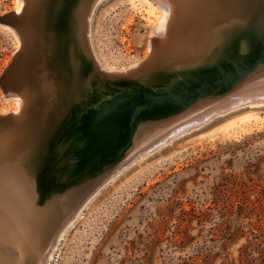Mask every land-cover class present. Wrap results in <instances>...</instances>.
<instances>
[{
	"label": "rangeland",
	"instance_id": "374dc122",
	"mask_svg": "<svg viewBox=\"0 0 264 264\" xmlns=\"http://www.w3.org/2000/svg\"><path fill=\"white\" fill-rule=\"evenodd\" d=\"M88 2L85 0L80 8L66 15L67 20L62 19L61 26L59 22L54 25V21H50L53 0L33 2L29 13L34 21L31 36L23 52L18 54L5 80L4 90L2 79L14 61L17 40L1 22L4 15L13 10L14 0H0V110L10 109L13 103L3 99L6 93L13 95L21 88L30 94L26 108L17 119H11L9 113H0V137L13 131L14 155L24 150L20 149L22 139L19 135L25 132L20 133L16 126L23 120V124L28 123L25 120L31 110L35 111L39 106L48 108L49 113L55 112L59 117L55 121L58 124L65 108L74 102L75 92L79 95L86 94L91 87L95 90L101 78L106 81V92H110V87L115 84L140 82L138 77L153 87L161 86L172 77L168 73L172 72L169 70L173 65L179 67L177 70L187 68L185 63L196 60L201 49H206L207 53L212 49L218 39L216 27L210 25L213 21L217 22L228 12L247 10L243 0H191L184 16V20H188L179 25L177 37L167 36L170 41L179 39L170 42L164 37L163 26H154L158 16L148 17L142 4L132 7L130 0H99L90 17L89 32H86ZM194 8L204 9L205 14ZM188 12L194 17L189 18ZM198 15L202 18L197 21ZM59 27H65L68 35L64 46L66 56L60 61L53 51L56 47L54 34ZM153 41L158 42L155 43L156 57L153 55L152 67L151 60L148 65L142 64L143 67L140 63ZM88 42L99 64L97 67L90 60ZM172 44H179L180 48ZM169 46L174 48L170 51ZM39 52H42L40 57ZM82 55L87 59L86 71L83 64H79ZM198 60L201 58L197 57ZM104 69L113 73L119 71V74H110ZM131 69L135 70L130 72ZM8 81L10 86L6 85ZM19 81L22 85L14 86ZM202 104L199 100L188 109H197ZM247 110L257 111L264 117V105L243 107L216 117L130 163L102 186L97 181L96 193L92 192L83 204L85 207L81 206L80 214L59 241L49 264H264V123L249 129H223L224 123L232 119L230 117ZM184 112L142 120L128 148L113 157L110 161L114 163L106 165V170L118 164L139 143H148L159 136L174 117L178 118ZM50 125L49 122L45 126ZM28 127H31L30 123ZM18 176L27 185L32 204L37 203L34 186L37 179L31 177L29 181L22 174ZM66 201L62 200L60 204ZM46 208L40 210L44 217ZM46 217L45 221L42 218L43 226L48 223L47 219H53L48 225L56 224L54 212ZM59 226L57 224L55 229L47 227V244Z\"/></svg>",
	"mask_w": 264,
	"mask_h": 264
},
{
	"label": "bare ground",
	"instance_id": "6f19581e",
	"mask_svg": "<svg viewBox=\"0 0 264 264\" xmlns=\"http://www.w3.org/2000/svg\"><path fill=\"white\" fill-rule=\"evenodd\" d=\"M34 1L36 2V0H14L13 10L10 13L4 15V17L1 19V22H4V25H6L7 28L9 30H11L12 33L16 37L17 46H16V51L14 52V55L20 54L21 52H23V50L25 49V46H26V42L29 41V39H30L31 31H32V28L34 26V21H33V18L30 16L29 13H30L31 9L33 8V2ZM90 1L91 0H89L88 5H89ZM98 1L99 0H95L90 11H88L89 7L87 5L86 20H85V21H87L86 27H85L86 32H89L88 28H89V22L91 19L90 17H91L93 8L98 3ZM51 2L48 3L49 6H50ZM54 2L55 1L53 0V3ZM62 2L64 3V1H62ZM198 2H199V0H198ZM53 3H52V5H53ZM130 3L132 4V7L133 6L137 7L139 4H142L144 6V9L146 10V13L148 14V17L152 18L153 16H155V17L158 16L154 26H156L157 28L163 26L162 28H164L163 29V34L165 35L164 37H167V36L170 37L171 35L176 36V34H178L177 31H179V30H177V29H179V25L182 22L184 23V22H186V20H188L186 18L184 20V16L186 17L187 10L189 9L188 5L191 3V0H130ZM193 3H196V2H193ZM242 3L244 6H246V0H243ZM198 7H200V6H198ZM205 8L207 9V7H205ZM194 9L197 10L196 8H194ZM191 11H192V9H191ZM197 11H201V9L197 10ZM203 11H204V9H203ZM203 11H201V12L203 13ZM201 12H200V14H201ZM192 14H194V13H192ZM203 14H205V13H203ZM188 15H189V12H188ZM195 16H196V14H195ZM191 17L192 16H190L189 18H191ZM200 17L201 16L198 15V18L196 19V17H195V19L198 21V19ZM62 18L64 19L63 15H62ZM206 18L208 19V16ZM65 19L67 20L66 17H65ZM203 19H205V18H203ZM203 19H200V20H203ZM150 20L154 21L153 19H150ZM248 20H249V8H247V10L228 12V14L227 13L222 14L221 18L217 22L213 21L210 25H212L213 27L214 26L216 27V32H218V39L216 40L212 49H210L208 51V53H207L206 49H201L199 54H197L195 56L196 60L195 59L190 60L189 63H185L188 66L187 68H192V67H195L197 65H200V64L204 63L206 61V59H208L209 57L215 56L222 49L223 45L230 38L232 33L238 29L237 27H239L240 24H243L245 21H248ZM203 22L204 21H202V23ZM212 26L210 28H212ZM182 27H184V26H182ZM182 27H181V29H182ZM205 27H206V24H205ZM187 28L189 29V27H187ZM207 29H209V28H207ZM81 31H83V30H81ZM191 32H192V30H191ZM196 32H195V34H196ZM181 35H182V33H181ZM81 37H83V36H81ZM168 37H167V40L170 41V39H168ZM178 37H179V35H178ZM182 37H183V35H182ZM191 37H193V36H191ZM171 38H173V37H171ZM176 39L178 40L179 38H175L174 41H170V42H177ZM180 39H181V37H180ZM164 40H165V38H164ZM74 41H75V39H74ZM155 43H158V42L153 41L148 45L147 56L140 63L141 65L142 64L144 66L146 64L148 65V62L151 60V67H152L153 55L156 57V54H154L156 51V48H157ZM243 44H245V43H243ZM176 45L177 44H175L173 46H176ZM160 46H161V48H164V47H162V45H160ZM177 46L179 47V44ZM241 46L244 47L245 45H241ZM80 47H82V46H80ZM171 48H174V47L171 46ZM171 48L169 46V50ZM85 51H86V49H85ZM79 52L81 53V51H79ZM82 52H83V50H82ZM72 53L75 54L76 52L74 53V51H73ZM173 53H175V52H173ZM197 57L201 58V60L197 61ZM90 59H91V57H90ZM89 62H90V60H89ZM79 64H83V63L79 62ZM140 64H139V67L142 68L140 66ZM185 64H183V65H185ZM136 65L137 64H135V66ZM135 66H134V68H135ZM88 67H89V65H88ZM177 68H179L177 65H173V67L170 68L169 71H172V72L176 71ZM91 69H92V66H91ZM180 69H182V68H180ZM89 72H90V70H89ZM201 72H203V73H199V78H201V83L199 85H197L195 87V89L206 83V81H207L206 75H207V77H208V75L210 76V72L208 69H203ZM82 73L83 72L81 71V74ZM203 75H205V76H203ZM76 76H78V75H76ZM82 77H85V76H82ZM82 77H81V79H82ZM99 77H96V78H99ZM125 77H126V75H125ZM10 78H11V76H10ZM104 78L105 77H103V79ZM109 78H108V80H109ZM122 78H123V76H122ZM138 78L139 79L141 78V81H142V77H138ZM81 79H80V81H81ZM85 79H87V77ZM101 79L99 82H98L99 79L97 80L98 85L96 86L95 90H94V87H91L92 90H90V91L87 90L88 92H86V94L81 92L83 94V96H82V94L78 95L77 91L75 92V94H74L75 97L74 98L72 97L74 99L73 100L74 102L71 105L67 106L65 108L64 112L60 115V121H58L59 125L57 123H55L56 117H57L55 112L50 111V113H49L48 108L39 106V107H36L37 110H35L33 112L31 110L28 113L26 120H25L28 123L23 124V122H24V120H23L22 122H20L16 126L17 130L20 133L25 132L22 135H19L20 136L19 139H22V141L20 142V146H21L20 149H22V148L24 149L21 154H19L20 150L17 151L18 154L14 155L12 153L13 152V140L12 139H13V137H15L12 135L13 131H11L10 135H9V133H5L2 137H0V264H49L50 259H51L53 253L55 252V250L59 244V241L63 237L64 233L68 230L69 226L74 222V219L77 217V215L80 214L79 210H80L81 206L85 203L86 200H88L90 195L92 196L94 193H96L94 191L96 189L95 187H96L97 181H100L99 184L102 186L106 181H108V179H110L109 177H111L115 173L121 171V169H123L124 167H126L130 163L134 162L135 160L142 158V157L146 156L147 154H149L151 151L158 149L162 145H165L169 141L173 140L174 137L181 136V135L189 132L193 128H198L201 125H204V124L210 122L211 120H213L216 117L224 116L230 112H233V111L235 112L238 109H240L238 107H231V108L226 109L225 111L219 110V107H221V105H223L225 102H227L233 96L232 93L235 92L236 90H232L230 92H227V93H224L221 95L216 94V95H210L209 97L206 96L205 98L200 99V101H203V104H202V106H200L197 109L193 108L197 103L192 107L193 109H191V108L188 109L189 108V104H188V106L184 109L185 112L182 115L179 114V116H177L178 118L174 117L175 119L172 121V123H171V120H169L171 123L169 125V127L168 128L166 127V130L164 129L163 132H160L161 134L159 136H157L156 138H154L150 142L139 143L140 141H138L139 144L133 149V151L131 153H129L128 155H126L124 159H122L118 164L114 165L108 171L106 169L103 170V166L101 165V163H103L105 161V160L103 161V158H104L103 155L106 154V151L103 150V151H100L98 153L94 152L92 155L94 158H92V160L89 162L87 160L83 159L84 161L82 160L83 161L82 163H80L78 165H74L75 161H74V159H72L71 161H73V162H72L71 167L67 171L62 172L61 168H57V167H59L58 165L61 162V160H60L61 154L67 148H69L71 145H74V142L76 143L75 138H76L77 134H75L72 131V124L74 123V121L77 117H79L80 115L83 114L82 112L86 109V107H88L91 103L97 101L100 98V96H103L106 93V85H105L106 81L104 82L105 79L103 81ZM115 79H114V81H115ZM168 80H170V79H168ZM90 81H93V80H90ZM92 84H93V82L91 83V86H92ZM157 84H158V82H157ZM6 85L10 86L9 81H8V84H6ZM15 85L17 87H20L22 84L19 81L17 83H14V86ZM75 85H77V84H75ZM207 85H205V86H207ZM245 86L246 85L243 84L242 88ZM87 87H89V86H86V88ZM20 89L18 92L16 91V93L13 95H10L7 93L5 95L3 94L4 95L3 99L6 100V102L12 100L13 103H12L10 109H7V108L1 109L0 110L1 114H8L9 113L11 115V119H17L20 116V114L26 108V105H27L29 98H30V94L26 93L25 91H21ZM83 89H84V87H83ZM77 90L79 91V89H77ZM198 101H196V102H198ZM193 103H191V104H193ZM263 105L264 104H256V105H250L249 107H258V106H263ZM241 108H243V107H241ZM51 115H52L53 119L51 118ZM57 118L59 119V117H57ZM230 118H232V119L228 120L225 123L223 122L224 123L223 129L226 131H233V130H237V129H239V130L249 129L250 127H253L254 125H260V124L262 125V123H264V117L261 114H259L257 111H254V110H247L244 112L242 111V113H240L234 117H230ZM49 122L51 123L50 127L45 126ZM29 123L31 125L30 128L28 127ZM55 124H57V126H59V130L56 129ZM161 124H163V123H161ZM167 124H169V123H167ZM166 125H164V126H166ZM155 127H157V126H155ZM141 128H142V126H141ZM158 128H160V127H158ZM160 131H162V130H160ZM153 132H151V133H153ZM56 133H57V135H56ZM60 134L61 135L65 134L66 136L64 138L62 137V139H60L59 138ZM114 134H115V131L113 130L110 133V137ZM147 134H149L148 131H147ZM23 136H25L26 139ZM148 138H150V137H148ZM137 139H139V138H137ZM85 143H86V141H80L77 144V146H79V144H80V146L85 145ZM26 146H28V148ZM81 150L83 151V148H81ZM24 151L26 152V154L23 153ZM99 156H101V157H99ZM112 161L104 162L103 165L104 166H106V165L111 166V163H114ZM56 165H57V167H54ZM111 170H112V173H110ZM19 172L22 174V176L27 177L29 181H30L31 177L32 178L35 177L37 179V183H36V185H34L36 194H38L41 191V189H43V188L45 189V187H46V189L48 190L46 199L37 201V203L35 202L32 204V200H31V198L28 194L27 188H26L27 185L23 182L24 180H21L23 178H20L18 176V174L21 175ZM78 172H80V174L77 175L76 178L74 177L71 179L69 177L70 174H72V173L74 174V173H78ZM101 186H99V187H101ZM96 191H97V189H96ZM92 192H93V194H91ZM38 196H37V199H38ZM60 200L61 201L67 200V201L64 202L65 204L62 205V204H60V202H61ZM40 205L42 207H39ZM46 206H49V207L46 208ZM44 207L47 209L46 211H44V213H46L45 217H44V214H42L40 211L41 208H44ZM82 209H83V207H82ZM52 212H54V215L57 218V219L55 218L56 224L54 226L48 225L49 223H51L50 220L53 221V219H47L48 223H46V225L43 226L42 225L43 219L45 221L47 218L46 216H48V214H51ZM70 216H72V217H70ZM57 224H58V226L59 225L60 226L55 230L53 236L50 238L49 243L47 244L46 243L47 242V239H46L47 238V231H46V229H48L47 227H53L55 229Z\"/></svg>",
	"mask_w": 264,
	"mask_h": 264
},
{
	"label": "water",
	"instance_id": "95a60500",
	"mask_svg": "<svg viewBox=\"0 0 264 264\" xmlns=\"http://www.w3.org/2000/svg\"><path fill=\"white\" fill-rule=\"evenodd\" d=\"M66 1L67 3H63L62 0H55L53 3L49 14L50 21L51 23L54 21V25L59 22L61 26L63 19L61 13L64 18L69 13L71 15L72 11L80 8L85 0ZM94 2L95 0L90 1L88 11ZM246 7L249 8V20L240 24L222 49L215 56L206 59L204 63L168 73L172 77L162 86L153 87L143 81L134 84H115L110 87V92H106L97 101L91 103V106L86 107L83 114L72 124V131L77 134L76 143L73 141L74 145L61 154L59 167L57 165L54 167L61 168L62 172L67 171L72 165V159L75 161L74 165L82 163L83 159L89 162L94 158L92 156L94 152L103 150L106 151L103 155L106 158L104 162H108L128 148L135 129L142 120L178 113L188 104L206 96L221 95L236 90L232 93L233 96L219 107L221 111L231 107L241 108L264 104V0H246ZM64 29L65 27H59V31L54 34L55 40L52 39L56 42L53 51L57 54L58 61L66 56L64 46H66L68 35ZM88 50L90 60L97 67L99 64L94 58L89 42ZM41 54L42 52H39V57ZM18 56V54L14 56L13 63L4 74L2 79L4 90L5 80ZM86 60L82 55L84 69ZM203 69H208L210 76L206 75V83L195 89L201 83L199 73H203L201 72ZM104 70L110 74H119V71L113 73ZM133 70L135 69L130 71ZM243 84L246 86L242 88ZM113 130L115 134L110 137ZM65 136L60 134L59 138L62 139ZM80 141H86L85 145L77 146ZM103 163H101L103 170L107 169ZM79 174L80 172L72 173L69 177L76 178ZM47 193L46 187L41 189L37 200L46 199Z\"/></svg>",
	"mask_w": 264,
	"mask_h": 264
}]
</instances>
